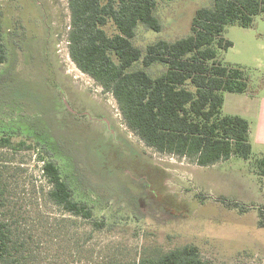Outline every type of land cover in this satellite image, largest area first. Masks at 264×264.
I'll return each mask as SVG.
<instances>
[{"label": "rangeland", "instance_id": "1", "mask_svg": "<svg viewBox=\"0 0 264 264\" xmlns=\"http://www.w3.org/2000/svg\"><path fill=\"white\" fill-rule=\"evenodd\" d=\"M210 4L158 0L160 31L138 25L133 44L144 51L157 39L187 35L195 10ZM0 15L10 38L0 71L11 64L14 75L5 94L13 110H0V125L10 118L47 138L41 150L0 149L6 212L15 215L25 240L23 264L128 263L185 244L213 264H264V175L255 166L264 144H254L250 159L210 166L158 152L126 125L113 94L72 60L68 0H0ZM106 30L113 33L111 23ZM223 36L232 45L217 58L243 70L247 91L224 92L222 112H243L247 97L264 99V13L250 27L226 26ZM164 69L146 68L153 76ZM40 152L59 166L73 200L91 208L90 218L49 199Z\"/></svg>", "mask_w": 264, "mask_h": 264}, {"label": "trees", "instance_id": "2", "mask_svg": "<svg viewBox=\"0 0 264 264\" xmlns=\"http://www.w3.org/2000/svg\"><path fill=\"white\" fill-rule=\"evenodd\" d=\"M68 3L72 60L113 94L124 122L147 146L161 153L187 157L199 166L236 156L246 160L252 157L249 121L222 112L223 93H244L246 76L241 68L224 65L217 56L219 49L232 45L223 36L225 27H250L254 17L264 13V0H211L209 6L195 10L187 35L172 41L157 39L144 51L132 39L138 25L160 31L155 14L158 0ZM108 23L113 26V33L107 32ZM9 42L0 15V65L9 58ZM138 62L143 67L135 68ZM153 64H162L165 69L153 76L146 70ZM10 66L0 71V110H13L5 99L14 81ZM9 121L0 125V149L15 153L41 150L47 143L34 125L21 129L12 125L10 118ZM18 131L27 135L14 140ZM38 158L42 161V175L51 184L49 199L68 212L90 218L91 208L85 201L73 200V190L63 179L59 166L41 152ZM255 166L264 175V156L255 159ZM3 168L0 163V264H23L25 240L17 229L15 215L6 212L10 204L6 202ZM107 264L213 263L201 257L196 245L185 244L159 254H144L137 261Z\"/></svg>", "mask_w": 264, "mask_h": 264}, {"label": "crops", "instance_id": "3", "mask_svg": "<svg viewBox=\"0 0 264 264\" xmlns=\"http://www.w3.org/2000/svg\"><path fill=\"white\" fill-rule=\"evenodd\" d=\"M224 104L225 103H223V107ZM231 114L239 115L244 118L246 117L244 115H249V117H251V121L254 119V126L253 122H249V140L251 147L253 148L254 144L257 146L264 144V99H260L257 94L251 95L250 97H247V110L238 113L233 112Z\"/></svg>", "mask_w": 264, "mask_h": 264}, {"label": "flooded vegetation", "instance_id": "4", "mask_svg": "<svg viewBox=\"0 0 264 264\" xmlns=\"http://www.w3.org/2000/svg\"><path fill=\"white\" fill-rule=\"evenodd\" d=\"M105 121H107V120H105ZM108 122V121H107Z\"/></svg>", "mask_w": 264, "mask_h": 264}]
</instances>
